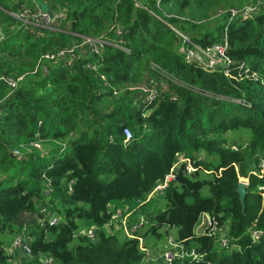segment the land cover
<instances>
[{
    "label": "trees",
    "instance_id": "16d2710c",
    "mask_svg": "<svg viewBox=\"0 0 264 264\" xmlns=\"http://www.w3.org/2000/svg\"><path fill=\"white\" fill-rule=\"evenodd\" d=\"M45 1L50 9L66 7L68 16L61 29L43 33L73 43L107 37L110 43L73 69L57 65L27 74L11 95L0 81V264H14L6 248L21 233L32 251L20 257L24 264H43L44 256L53 264H144L138 238L105 228L125 207L149 214L139 231L145 245L161 229H175L187 251L202 255L173 264H264V236L253 241L249 232L264 231V178L251 173L264 151V86L240 76L243 65L264 75V9L228 24V13L217 16L220 9L254 0ZM26 2L0 0L7 35L0 49L10 46L3 58L48 51L35 33H24L17 49L22 32L16 25L24 23L12 12ZM116 22L130 52L115 45L120 37L110 26ZM184 36L202 48L226 39L232 76L223 65L206 70L188 62ZM7 63L2 72L15 76ZM148 72L164 80L152 102L132 86ZM126 127L133 133L129 140ZM179 154L195 160L197 171L185 174L183 165L161 196L165 208L154 199L141 205ZM241 177L249 178L245 207L237 192ZM206 185L209 196L203 195ZM203 212L226 228L228 247L217 235L196 232ZM49 213L59 222L44 221ZM90 227H97L95 240L82 233Z\"/></svg>",
    "mask_w": 264,
    "mask_h": 264
},
{
    "label": "built area",
    "instance_id": "2783aa9c",
    "mask_svg": "<svg viewBox=\"0 0 264 264\" xmlns=\"http://www.w3.org/2000/svg\"><path fill=\"white\" fill-rule=\"evenodd\" d=\"M29 1V0H27ZM161 0H157L158 4ZM262 9H264V0H254L251 3L244 4L239 7H229L227 9H220L217 13V16H222L224 14H229L228 24L233 19H247L252 18L257 15ZM24 12L31 10L30 8H23ZM35 10V9H33ZM20 12H12L14 17H19ZM66 12L63 10H54L43 12L42 9H38L35 13L28 12V17H30V27L35 29H41L51 26L55 27L64 19ZM23 19V18H21ZM117 26V29L114 27ZM3 29L2 20L0 19V31ZM115 30L114 33L120 37L115 45L126 52H130V49L124 46V39L121 38L123 32V25L120 22L114 23V26L111 27V30ZM185 37V44L181 48V50L185 53L187 61L190 63H197L202 66L206 70H214L219 68L221 65L224 66V71L227 76H232L230 72V65L232 64V59L228 55V42L225 39L223 43H216L210 47L202 48L197 44L191 42L189 38ZM105 43H110L107 37H89L85 36L80 42H75L70 46L61 47L57 50L46 51L40 55L38 64L36 65L34 70H31L27 73H23L20 76H11V75H3V82H5L10 91L8 95H11L15 89L19 86L20 82H22L27 74H37L39 71H43L47 73L49 66L55 64L53 66L60 65L66 69H73L75 64L81 59V53L89 52V54L101 55L102 50ZM92 66V65H89ZM94 67V66H92ZM243 69L240 71V76L247 77L249 79H254L259 81L264 86V75L252 71L249 67L242 66ZM165 71L162 70L161 74ZM165 74V73H164ZM159 80L156 77H149L146 85L142 89L143 94L146 95V99L148 101H154L159 93V89L163 86V83L159 85ZM1 113V109H0ZM124 133L126 135V140L132 138L133 133L131 129L128 127L124 128ZM36 147H41L40 143L34 144ZM233 149H237V142L232 144ZM16 153H19L16 151ZM184 165V167H183ZM185 174H191L192 172L197 171L198 167L195 164V160H192L190 157H186L184 154H179L177 161L171 168L168 174L161 180H159L155 186L147 193L146 199L141 200L140 204H144L145 202L153 200L156 196H163L169 187L170 183L177 179L179 171L182 169ZM209 172V171H208ZM252 174L257 175L260 178H264V151L261 152L257 156V161L254 165ZM241 180L249 183L248 177H241ZM259 191L264 197V184L259 186ZM48 193V192H47ZM134 210L130 207L118 208L113 213L112 219L105 225L109 231H112L116 227L118 229H122L124 234L128 238H138L142 243H145V238L140 237L139 231L141 228L148 223L149 215L137 214L135 215V220H131L130 217L133 214ZM44 221L49 220L51 224H56L59 222V217L57 215L47 214ZM112 229V230H111ZM97 227L86 228L82 231L83 234L89 236L92 240L97 238ZM197 233H208L211 235H217L220 239V244L222 247H228L232 237L227 236L226 228L221 226L219 220L211 215L208 212H203L200 216L198 225L196 227ZM252 240L259 241L264 236V231L257 229L255 227L250 228L249 230ZM139 235V236H138ZM26 236L24 233L17 235L9 246H7L6 250L9 255L12 256V260L14 264H24L20 257H16L17 251H22L27 256H32V251L28 244L25 242ZM169 244L166 249L161 253L164 258V264H173L175 259H185L187 257H191L193 259H200L202 255L197 253L194 249L191 251H187L185 249L184 244L181 241H177L174 235H168ZM146 246V245H145ZM142 245V250L147 254V258L151 255V250H146V247ZM43 264H53L54 258L52 256H44L42 257ZM213 264V263H208Z\"/></svg>",
    "mask_w": 264,
    "mask_h": 264
},
{
    "label": "rangeland",
    "instance_id": "374dc122",
    "mask_svg": "<svg viewBox=\"0 0 264 264\" xmlns=\"http://www.w3.org/2000/svg\"><path fill=\"white\" fill-rule=\"evenodd\" d=\"M46 2L47 1H45V0H33V2H31V3H29L27 1L24 5H22V7H20L18 10H16V12H20L18 14L19 17L23 18V19L18 18L19 21H23V23H24V24H21V25H18V24L16 25L18 27V30H20V32H22V33H18L19 36H17V41H18V43H17L18 44L17 49H19L21 47L19 45V43L22 40V38H23L22 36L24 35V33H27V34L35 33V36H34L35 38L44 37L43 39H45V40H44L43 43L45 45H47L46 46V50H48V51H50V49H55L56 47H58V46H60L62 44H65L66 46H70L74 42V40L71 39L70 37H61V36H58V35L46 34V33H43L44 32L42 30L43 28L33 30L30 27V24H29L30 23V21H29L30 17L27 18L29 11H30V13L31 12L32 13H35L36 11H38V9H42L43 12H47L48 10L49 11H54V9H50V8L44 7V5H45ZM23 8H30L31 10H28V11L24 12L25 10L22 11ZM33 9H35V10H33ZM60 9L63 10L64 12H66L64 19L54 29H53L54 26H51V28L46 27L47 29L54 30V31H57V30L61 29L62 22L68 16V9L66 7H61ZM0 19L2 20L1 13H0ZM2 24H3V22H2ZM70 26L71 25L68 22L66 24V29H70ZM113 26H114V24L112 26H110V28L113 27ZM114 28L117 29V26H115ZM114 31L115 30L113 29V32ZM6 38H7V35H6V33L4 31V28H3L0 31V43L2 41H4ZM66 46H64V47H66ZM9 48H10V46L7 49H0V57H1V59H0V81L3 80V73H5V72H2V70H1V68L5 66V63H7V62L8 63H11V65L13 66L12 74L15 75V76H20L23 73H27L30 70H34L35 67H36V65L38 64V61H39V58H40V56L37 58V57H34L32 55H28V54L24 55L22 52L14 55L13 56V59H8L6 57L3 58L4 54L7 53V51H9ZM85 53L87 55H90L89 52H87V51ZM53 65H55V64H52V66ZM26 68H27V70H25ZM46 72H49V68H48V70ZM146 74L152 75L149 72L146 73ZM162 75H164V73ZM156 79H158L161 82V83H159V85H161L163 83V81H164L163 79L160 80V78H158V77H156ZM142 82H143V79L142 80H139V83H142ZM138 95L140 96L139 93H138ZM143 97L146 98V95H144ZM237 135L238 134L237 133H234V132H232V133L229 134V136L232 137V138L235 137V136H237ZM238 140H239V138H236L235 139V141H238ZM200 155H204V154L200 153ZM205 176L208 178V175H205ZM203 195L204 196H209V188H208L207 185L203 188ZM154 202L160 204L162 208H165L166 207V203L162 200V198L160 196H156L154 198ZM120 230H122V229H120ZM173 232H175V230H173V229H172V232L170 230L169 233H166V231L164 229L163 230L161 229V236L160 237H150V239L148 240V243H147L148 245H146L147 247L145 246L144 243L141 244V247H142V245H144L146 247V250L147 251H148V249L151 250V255H155V254H153L155 248H160V250H164L165 244L166 243L169 244L168 235L169 234L170 235H174V234H172Z\"/></svg>",
    "mask_w": 264,
    "mask_h": 264
},
{
    "label": "crops",
    "instance_id": "0c3cea01",
    "mask_svg": "<svg viewBox=\"0 0 264 264\" xmlns=\"http://www.w3.org/2000/svg\"><path fill=\"white\" fill-rule=\"evenodd\" d=\"M44 7H45V5H44ZM87 54L85 53V52H83V53H81V58L82 57H85ZM149 77H151L149 74H146V76L144 77V79H143V82L142 83H139V82H137V83H135L134 85H133V88L135 89V91L137 90L138 91V93L140 94V96H142L143 95V91H142V89L144 88V86L146 85V83H147V81H148V79H149ZM160 207H161V205H160ZM147 214H148V212H147ZM149 215V214H148ZM132 217H134V219L133 220H135V214H133L131 217H130V219H132ZM173 230H175V229H173ZM171 232H172V229H171ZM121 233L122 234H124V231L122 230L121 231ZM172 234H174V236H175V234H176V230H175V232H173ZM125 235V234H124ZM170 235V234H169ZM126 236V235H125ZM13 238L14 236H10V237H8V239H10V238ZM11 238V239H12ZM10 239V240H11ZM146 239V238H145ZM167 243L165 244V248H164V250L166 249V247H167ZM164 250H160V248H155V250H154V253L153 254H155V255H152V256H150L149 258H146L145 259V261H144V264H164V258H163V256L161 255V253L164 251ZM23 257V258H25V254L22 252V251H18V252H16V257Z\"/></svg>",
    "mask_w": 264,
    "mask_h": 264
},
{
    "label": "water",
    "instance_id": "95a60500",
    "mask_svg": "<svg viewBox=\"0 0 264 264\" xmlns=\"http://www.w3.org/2000/svg\"><path fill=\"white\" fill-rule=\"evenodd\" d=\"M177 179H179V177H177ZM247 186H248V183L240 179L239 185L237 187V192L240 196V200H241L243 207H245V203H246Z\"/></svg>",
    "mask_w": 264,
    "mask_h": 264
}]
</instances>
